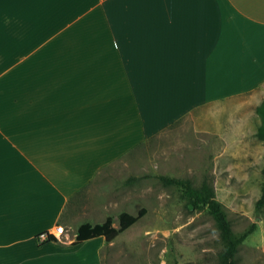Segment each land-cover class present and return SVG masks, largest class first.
<instances>
[{"label":"crops","instance_id":"0c3cea01","mask_svg":"<svg viewBox=\"0 0 264 264\" xmlns=\"http://www.w3.org/2000/svg\"><path fill=\"white\" fill-rule=\"evenodd\" d=\"M263 82L264 0H0V264H74L99 170Z\"/></svg>","mask_w":264,"mask_h":264},{"label":"rangeland","instance_id":"374dc122","mask_svg":"<svg viewBox=\"0 0 264 264\" xmlns=\"http://www.w3.org/2000/svg\"><path fill=\"white\" fill-rule=\"evenodd\" d=\"M264 82L254 89L196 110L123 152L68 203L60 224L72 238L82 223H102L119 214H145L99 250L102 264H218L222 242L206 206L194 204L180 186L160 177L211 186L235 235L254 226L238 247L236 264H264V141L256 137V108ZM94 239L76 251L75 263L97 264ZM83 260V261H82Z\"/></svg>","mask_w":264,"mask_h":264},{"label":"trees","instance_id":"16d2710c","mask_svg":"<svg viewBox=\"0 0 264 264\" xmlns=\"http://www.w3.org/2000/svg\"><path fill=\"white\" fill-rule=\"evenodd\" d=\"M256 114L260 123L256 131V137L260 141H264V96L260 104L256 108ZM160 180L166 185H176L183 188L186 193L193 199L194 204H202L207 207L208 212L215 221V225L219 231V237L222 242V249L218 253V264H236L235 256L238 247L250 235L254 226L240 235H235L232 231L231 224L227 218L222 205L215 199L213 189L208 183L203 182L202 185L195 189L188 179L180 180L176 178L160 177ZM257 209L264 208V190L255 204ZM145 214V209H140L135 215L123 212L118 216V227L113 225V219L107 216L102 223L91 225L89 223L80 224L75 232V238L72 245H79L85 241L102 237L106 244L113 241L120 233L133 225L138 219ZM56 238L48 236L43 242H56Z\"/></svg>","mask_w":264,"mask_h":264},{"label":"built area","instance_id":"2783aa9c","mask_svg":"<svg viewBox=\"0 0 264 264\" xmlns=\"http://www.w3.org/2000/svg\"><path fill=\"white\" fill-rule=\"evenodd\" d=\"M65 233H67L66 228L63 225L56 224L51 231L44 234V237L46 239L48 236H53L54 238L58 239L61 236H63Z\"/></svg>","mask_w":264,"mask_h":264}]
</instances>
